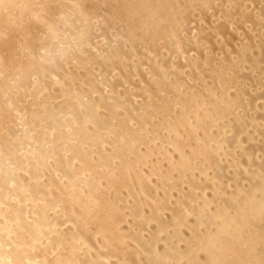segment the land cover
<instances>
[{
    "label": "bare ground",
    "instance_id": "obj_1",
    "mask_svg": "<svg viewBox=\"0 0 264 264\" xmlns=\"http://www.w3.org/2000/svg\"><path fill=\"white\" fill-rule=\"evenodd\" d=\"M0 264H264V0H0Z\"/></svg>",
    "mask_w": 264,
    "mask_h": 264
}]
</instances>
